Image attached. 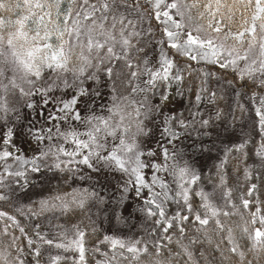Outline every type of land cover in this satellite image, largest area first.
<instances>
[{
  "label": "snow or ice",
  "instance_id": "1",
  "mask_svg": "<svg viewBox=\"0 0 264 264\" xmlns=\"http://www.w3.org/2000/svg\"><path fill=\"white\" fill-rule=\"evenodd\" d=\"M194 76V102L173 112L168 105L186 96L185 80ZM102 88L110 96L103 106L96 103ZM225 94L260 141L227 147L220 182L207 192L194 160L219 150L236 116L230 111L229 121L216 107L214 115L205 108V117L201 104L206 95L216 106ZM22 108L43 123L25 124ZM21 134L45 145L30 161L8 150ZM0 145V202L15 213L0 209L10 237L0 242V264H88L86 236L95 237L94 264H264V0H0ZM249 145L254 160L244 179L251 182L238 205L224 166L233 151L246 162ZM42 168L52 177L40 175ZM105 171L114 174L118 197L96 190L93 174ZM57 176L65 184L95 183L71 192L48 188ZM36 186L49 194L31 200L28 189ZM216 188L231 211L212 199ZM17 190L31 203L16 206ZM132 192L140 201L136 211L155 226L149 233L155 240L100 236L95 227L89 234L83 220L71 228L53 224L95 208L109 224L133 227L124 207ZM221 216L239 221L226 228ZM44 217L46 224L32 222Z\"/></svg>",
  "mask_w": 264,
  "mask_h": 264
},
{
  "label": "trees",
  "instance_id": "2",
  "mask_svg": "<svg viewBox=\"0 0 264 264\" xmlns=\"http://www.w3.org/2000/svg\"><path fill=\"white\" fill-rule=\"evenodd\" d=\"M192 84L189 86V88L192 89V93H187L186 90V96L185 97H179L177 96V102H179V105L181 104V108L178 111H185L191 107V104L195 100L194 93L197 90V84L198 82L195 79V76L193 78H186L185 80V85L187 84ZM211 87L213 89H217V84L215 81H212ZM232 104V100L229 98L228 94H225V99L220 100L217 102L216 106L207 105V97L205 95V100L201 104V109L204 110V115L205 108L210 109L212 111V114H215V109L216 107L222 108L225 113V118L231 121V117L228 115L230 111H233L236 120H235V128L234 131L231 133L230 136L225 137L223 140V143L220 144L218 142V151H214L211 154L205 153L204 155H198L195 160L194 164L196 169L199 171L200 176H201V181L199 184L204 188L205 191L207 192H213V189L215 188L216 185L219 184V176L217 175V167L221 163V159L223 158L224 155V150L227 147H234L236 144L243 142L245 139H248L251 137L253 143L258 144L260 141V136L258 134V129L255 127L254 124H252L247 118H241V114L238 111H235V105H233L232 109L229 108V105ZM208 106V107H206ZM24 120V118H22ZM25 122V120H24ZM22 139V137H21ZM19 137L15 139V145L17 146V143L19 140H21ZM185 144H188V141L185 142ZM3 145H0V150L3 149ZM16 149L15 148H9V151L14 152ZM239 153L233 151L229 157H228V163L224 166V176L226 179V187H231L233 189V199L236 201V203L239 205V195L246 189L248 184L251 181H245L244 179V169L246 165H252L254 157L251 155V145H249V158L247 161H242L241 159H238ZM9 163H13L12 160H9ZM258 163V161H257ZM15 167H19V165H16ZM74 167V166H73ZM2 162H0V171H2ZM37 174H31L29 175L30 178L36 177ZM40 175L47 176L49 178L52 177V173L48 172L47 169L42 168V172ZM15 178L9 177L8 178V183L12 185V189L16 188V185L13 183ZM91 182V184L89 183ZM94 181H88V180H81L78 178L75 179H70L68 183H64L59 176L56 177V179H53L51 181V184L48 185V188H57L59 187L60 189L64 191L71 192L73 188H88L90 187ZM103 185V187H102ZM48 188L41 189L39 186L36 187H29L28 192L31 195V200H38L41 197V194L43 195H48ZM96 190L100 192L101 194L105 197H108L110 195H113V190L108 184H101L100 182L96 184ZM223 189L222 188H216L215 193L212 197V199L215 201L217 206L225 208V210L231 211L230 208H227L225 206V202L221 196ZM16 195H20V199L16 200V196L14 195V203L16 206L25 204V203H31L27 199V197L23 196L22 193L17 190ZM264 199V197H261ZM194 201L196 203H199V197H194ZM140 205V203L137 204V207ZM136 207V209H137ZM173 209L175 208L174 205L171 206ZM0 209H3L5 211L13 212V206L10 205L9 203L6 202H0ZM134 209L133 213H131V224L133 227H123L120 225H117L115 221L112 222V224H109L108 220L105 219L104 215H96L97 210L95 208L92 209L91 212L85 214V213H80L77 212L75 214H72L68 217H62L60 218L59 221L53 220V224L56 222L63 223L65 224L68 228H71L73 223H77L81 220H83V224H81V227L84 228L85 226H88V232L91 234V228L95 227L99 231L97 235H123L127 237H134V238H142L147 241H152L155 240L156 237L150 235L149 233L154 229V224L152 221L147 220L142 214L136 211ZM13 214H15L13 212ZM90 215L92 217V220L95 221L94 224H92L88 219L87 216ZM126 215V214H125ZM23 220V218H21ZM221 222L225 225V227H235V224L239 221L238 216H231V217H225L221 216L220 217ZM48 221V217L42 218L40 221H36L35 218H33L32 222L37 223L40 222L43 224H46ZM209 228L214 227L212 223L209 224ZM3 228V223L0 222V242H8L10 240V237H6L3 235L2 232ZM107 230V231H106ZM18 234V233H17ZM194 233L189 232V235H193ZM71 235V233H70ZM156 235H159V231H157ZM237 235L239 233L237 232ZM86 240V258L88 260V264H94V261L96 257L94 253L91 251L92 245L94 243L95 237L92 238V240H89V237H85ZM187 242V241H185ZM47 249H45V260H47ZM57 250L53 249L52 252L53 254L56 253ZM64 255H67L69 257L75 256V253H64ZM251 258V257H249ZM62 264H73L72 260L69 259L66 262L62 261Z\"/></svg>",
  "mask_w": 264,
  "mask_h": 264
},
{
  "label": "rangeland",
  "instance_id": "3",
  "mask_svg": "<svg viewBox=\"0 0 264 264\" xmlns=\"http://www.w3.org/2000/svg\"><path fill=\"white\" fill-rule=\"evenodd\" d=\"M108 89V91H109V88H107ZM105 92H106V94H107V90H106V88H105V90H104ZM38 98V100H39V97H37ZM108 101V102H107ZM109 101H110V97H109V100H104V103H109ZM104 103L102 104V106L104 105ZM39 119L41 120V124L43 123V120H44V117H39ZM68 150H72L71 148L70 149H68ZM36 155H39V150L38 149H35V150H33L32 152H30V153H28V154H25V153H23V155H22V158L23 159H26V160H31L34 156H36ZM14 164V166H16L17 164H16V162L15 163H13ZM28 167H31V165L29 164L28 165ZM31 174H33V173H29V175H31ZM113 175L114 174H112V173H110V174H108L107 176H106V174H104V173H102V175H100V177L101 178H103V183L104 184H108L110 187H111V189H116V187H115V185H116V179H113ZM115 175H117L118 176V174H115ZM95 177H99V175L98 174H95L94 175ZM107 177V181H105V179H104V177ZM150 178V177H149ZM118 194H120V193H118ZM129 195L131 196V198L134 200V201H131L132 203L130 204V203H128L127 205H125L126 207V209L128 210V214L131 212V210L134 208V203L135 202H137L138 201V199L136 198V196H135V193L134 192H132V193H129L128 194V197H129ZM130 206V207H129Z\"/></svg>",
  "mask_w": 264,
  "mask_h": 264
}]
</instances>
